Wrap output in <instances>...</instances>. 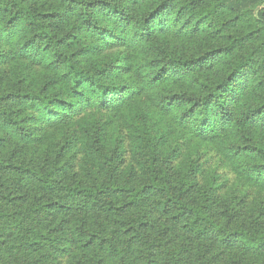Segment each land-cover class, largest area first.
Returning <instances> with one entry per match:
<instances>
[{
    "label": "trees",
    "instance_id": "obj_1",
    "mask_svg": "<svg viewBox=\"0 0 264 264\" xmlns=\"http://www.w3.org/2000/svg\"><path fill=\"white\" fill-rule=\"evenodd\" d=\"M0 264H264V0H0Z\"/></svg>",
    "mask_w": 264,
    "mask_h": 264
}]
</instances>
